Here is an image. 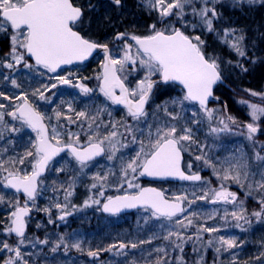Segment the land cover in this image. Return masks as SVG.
<instances>
[{
    "label": "snow or ice",
    "instance_id": "obj_1",
    "mask_svg": "<svg viewBox=\"0 0 264 264\" xmlns=\"http://www.w3.org/2000/svg\"><path fill=\"white\" fill-rule=\"evenodd\" d=\"M224 2L225 0H138V6L146 9L150 15L154 13L156 19L147 26V34H137L135 30L128 28L118 30V19H114V15L119 16L124 8V0H108L112 11L106 10L101 19L95 21V28L91 14L97 13L99 9L93 0H0V33H3L8 40V51L0 56V67L12 72H16L17 67L21 66L29 70L42 68L48 73H57L62 65L83 62L99 51L103 54L100 71L95 77L99 81V92L106 101H110L113 105H123L126 109V116L121 120L110 119L108 124H103L102 121L97 123L98 115H90L84 110L76 112L72 104L68 103V110L75 113L81 124L88 122V130L92 132V135L88 136L87 144L81 145L80 133H73L70 130L66 133L67 142H64L60 124L64 114L61 111L53 109V116H46L30 101L28 93L21 92L19 96H15L14 99L20 101L18 103L7 105L0 103V125L8 127L5 116H9L21 121L22 125L36 133L35 141L31 142L32 150L27 151L17 160L8 161L13 165L17 162L24 165L28 161L31 164V172L17 169L9 171L4 178V186L13 188L17 192L22 191L26 200L23 206L19 200L11 204L13 210L7 218L4 232L8 235L14 234L17 239L15 245L7 240L0 241V252L10 253L7 258L0 261V264H29V259L25 257L26 255L31 257L32 254L24 253L22 248L25 245L35 248L37 245L49 243L47 237L41 240L26 235V218L32 210L29 204L35 207L38 189L42 183L40 179L42 173L53 158L66 149L76 161L81 174L97 157L106 156L108 161L120 160L118 175L116 171L109 169L103 174L98 171L91 177L93 183L90 190L98 189V196L104 199L90 196L81 207L98 205L99 211L116 215L124 209L142 206L150 211L152 218L174 221V224L160 225L164 232L162 237L153 235L147 241L141 240L138 243L119 241L106 248L89 249L87 255L94 259L98 258L101 252L127 257L129 249H137L146 243L151 244L153 239L159 238L167 241L173 251H178L180 255L171 257L166 247H158L154 249L156 259H148L146 264H188L184 257L185 245L192 242L193 252L198 253L199 249L195 245L202 242L203 233L216 234L220 231L218 227L206 226V221L200 222L198 214L190 212V206L197 200L212 204L224 202L235 205L237 194L230 192L223 183L218 190L209 188L199 196L192 193L194 198L190 200L187 193L175 195L170 199L166 197L164 191L142 187L136 182L139 177L148 176L210 183L203 181L198 171L192 172L194 166L192 160L186 163L187 171L185 170L183 154L190 151L193 145L200 151V154L194 157L195 161L211 168L213 174L222 182L231 181L243 187L242 181H245L249 182L250 189L255 188L264 192V141L257 139L258 134H264V129L261 128L264 105L240 100L239 103L249 109L248 115L251 118V122L243 124L226 112V104L223 109L208 106L210 100H219V97L214 95V90L225 79L222 64L232 65L242 72L248 71L239 60L225 61L215 52H208L206 41L202 39L204 33L214 34L229 51L240 58L248 57L246 32L228 24L224 20L223 13L217 10ZM228 2L233 8L244 5L252 7L257 4L264 6V0H228ZM177 24L180 26L177 27ZM107 27L115 30L110 38L106 34ZM189 29L201 34H186ZM101 31L105 32L103 42L99 36ZM33 60L34 63H31L30 61ZM255 62L256 60L253 59L252 63ZM137 72H143V76L136 80L134 86H130L128 76ZM0 75L3 76V81H10L14 88L21 87L11 73L8 75L0 73ZM39 75L43 76L44 72H39ZM72 76L71 73L68 76L56 75L55 83L34 89L31 96L37 101L49 102L52 96H46L45 92L55 89L58 85H71ZM175 85L181 87L183 94L155 106L156 111H163L168 120L163 124L158 120L154 124H149L148 106L156 90L160 86L167 89ZM75 86L86 96L94 91L79 80ZM244 91L250 96L264 100V92L251 89ZM0 97L9 102L13 100L12 96L2 91ZM186 103L199 107L197 111L192 112L190 121L178 127L177 124L183 119L182 113ZM169 104L173 111L169 110ZM8 107L13 110L7 111ZM177 107L180 111H174ZM96 111L98 114L107 112L109 117L112 115L107 111L106 106ZM152 115L155 117L156 112ZM53 118L56 120L55 124H51ZM64 118L68 119L69 123L76 122L70 117ZM45 120L49 123L46 124ZM129 120L132 123H129ZM205 120L209 124V133L215 136L233 133L234 129L240 128L239 134L248 142L247 147L251 149V154L249 155L245 148L241 147L235 149L224 160L209 155V152L205 151L208 146L194 138L193 127L189 126L191 124L198 127ZM141 124L147 125L146 135L144 129L139 127ZM153 127H155L154 133ZM101 128L103 133L100 131ZM8 131L18 132L20 129L12 126L8 127ZM125 140L127 143L124 142ZM129 144H138L139 149L134 156L125 160L123 155L118 154ZM0 167H3L2 162ZM21 171L23 174H20ZM257 176L259 180L255 179ZM110 178H115L116 188L118 191L123 190V195L105 197L104 189L110 186ZM74 186L75 179L67 188L61 185L65 192L66 203H55L42 209L48 214L49 223H54L51 219L52 208L62 213L58 217L61 221L71 215L67 211L69 207L67 200L73 194ZM0 202H4L2 195ZM239 203L241 205L239 211L228 213L225 210L222 219L227 221L230 215L235 227L246 231L245 225H250L251 221L242 206L243 202ZM259 203L260 210L250 214L257 221L264 217V195ZM185 204L189 207L186 208ZM72 207L76 209L75 205ZM217 214L213 212L207 216V219H214ZM36 227L39 228L41 225L37 224ZM189 229H193L191 235L186 234ZM243 243V241L238 243L235 237L214 236L207 241L206 247L216 245L215 251L220 253L237 249ZM61 247L65 254L68 253L69 248H74L78 252L84 250L80 240L69 245L63 235L53 244L51 252L56 253ZM148 256L150 258L152 253ZM255 261L256 264H264V252H261ZM131 264L136 262L132 261ZM194 264H203V257L195 260ZM232 264H238L235 257Z\"/></svg>",
    "mask_w": 264,
    "mask_h": 264
},
{
    "label": "rangeland",
    "instance_id": "obj_2",
    "mask_svg": "<svg viewBox=\"0 0 264 264\" xmlns=\"http://www.w3.org/2000/svg\"><path fill=\"white\" fill-rule=\"evenodd\" d=\"M99 9L98 15L92 16L94 21V28H95V21H98L101 19L103 14L106 10L112 11L111 5L108 3V0H93ZM224 4L230 5L228 0H225ZM231 6V5H230ZM140 10L142 13V18L139 21L135 20L132 23H127L125 19L128 18L130 15L131 17L135 18L134 11ZM102 11V12H101ZM104 11V12H103ZM141 16V15H140ZM150 17L151 20H146V17ZM114 19H118V30H124L125 28H128L130 30H133L135 27H142L147 24H149L150 21L154 22L156 19L155 14H149L146 9L138 6V0H124V8L120 11L119 16L117 17L114 15ZM191 19V17H189ZM119 21H122V23H119ZM148 21V22H147ZM180 25L177 24V27ZM132 27V28H131ZM146 27V26H145ZM110 28L113 32L115 31L113 28ZM147 34V31L146 33ZM186 34L189 35H196L201 34L199 32H193L191 29L187 31ZM208 33H205L207 35ZM203 35V34H202ZM0 36L5 40L6 46L3 51L0 52V56L3 55V53L8 51V40L7 37L0 33ZM110 38V36H109ZM247 45V50L251 48V46L254 43V39L252 36L249 37V40L246 39L245 41ZM223 57L225 61L232 60L237 61L234 59V55L230 53V55L225 54H218ZM103 61V56L97 55L90 63L87 64H79L70 66L67 68H64L60 71H57V73H48L45 69H36V70H29L24 69L21 66L17 67L16 72H12L9 69H5L0 67V73L3 75H8L11 73L17 82L21 85L19 89L14 88L11 85L10 81H3V76L0 75V91L5 92L6 95L12 96L13 100L11 102L4 100L2 97H0V103L9 104V103H18L20 101H16L14 99L15 96H19L21 92H26L29 94V99L31 102H33L36 107L44 113L46 116H53V109H58L64 114V117H70L71 120L76 121L75 123H69L68 119H65L64 117L61 118L60 124L62 125L65 130L61 129V132L63 133V140L64 142L67 141V131H71L73 133L79 132L80 133V144L85 145L88 141V136L92 135V132L88 130V122H83L81 124V120L77 119L75 116V113L68 110V103L72 104V107L75 109L76 112L78 111H87L90 115H98L97 123H100L101 121L103 124H108L109 120H115L119 121L121 118L126 116V110L123 108H119L116 105H113L110 101H106L103 95L99 92L98 84L99 81L95 78L100 71V64ZM31 63H34V61H30ZM236 67L232 65L222 64V70L223 75L227 78H238L239 74L235 71ZM39 72H44L43 76L39 75ZM73 74L72 76V84L71 85H58L55 89H51L49 92H45L46 96L51 95L52 99L49 102L45 101H37L35 97L31 96V92L41 87L42 85L50 83H55L54 77L56 75L61 76H68L69 74ZM143 76V72H137L133 73L132 75L128 76V80L130 81V86H134L136 80L140 79ZM86 78V79H85ZM82 81L87 87L92 88L94 91L93 93L89 95H84L80 92L79 88L75 85L77 84V81ZM89 81L90 83H87ZM226 86H229V84H226ZM159 89V90H158ZM158 93L153 96V100L148 106V123L154 124L157 120L160 122V124H163L165 121L168 120V117L165 116L163 111H156L155 106L157 104H162L163 102L170 100L173 97L181 96L182 90H178L176 92H173L171 96L167 94L166 89L164 88H158ZM168 91L172 89H167ZM255 91V90H253ZM256 92H264V91H256ZM160 95H163V97H158ZM242 96V97H241ZM241 96H236L239 109L244 110L245 114L244 117L241 118V116L238 115H232L236 120L239 122L241 120L251 122V118L248 115L249 109L246 105L239 103L240 100H247L251 103H257L264 105V100H261L260 97H253L250 96L246 91L241 93ZM63 102V103H62ZM220 104H224L223 100L220 99L215 101L214 104L210 108H218L221 109ZM223 105V107H224ZM107 107V111L111 112V117L108 116L107 112L98 114L97 109L102 107ZM169 110L173 111L172 106L169 104ZM198 105H191L187 104L185 105V110L182 113L183 119L179 121L177 126H181L185 124V122L190 121L192 119V112L198 110ZM222 107V109H223ZM13 109L11 107L7 108V111H12ZM174 111H180V109L177 107ZM154 112H156L155 117L152 115ZM5 121L7 122L8 127L15 126L16 128L20 129L18 132H10L8 131V127H4L0 125V162L3 163V167H0V195L4 196V202H0V241L7 240L10 244L15 245L16 238L13 237V235H8L6 232H4V228L7 226V218L10 214V212L13 210L11 208V204L15 201L19 200L20 204L22 205L23 202L21 200V197L18 196L12 189L9 187H5V180L4 178L8 175L9 171H14L17 169H21L23 171L31 172V168L22 167L21 164L18 162L16 164H10L8 163L9 160H17L18 157L23 156L27 151L32 150L31 142H34L35 132L28 128L25 125H22V122L19 120H14L12 117L5 116ZM48 121V120H47ZM129 123H132L131 120L128 121ZM49 123V121H48ZM56 120L53 118L51 121V124H55ZM241 123V122H240ZM193 127V131L195 132V139L198 140L201 144L202 141L205 140L206 134L208 137L212 136L214 141L212 143V149L209 153V155L218 158L220 160H224L225 157L230 156L235 149L240 148L239 141L241 137L244 138L243 135H240V128H236L233 130V133H225L221 134L219 136H215L209 133V124L205 120L203 124L199 125L198 127L196 125H189ZM213 126H215V122H213ZM142 129L145 131V135L147 134V125L141 124L139 125ZM261 128L264 129V119L261 121ZM123 131V129H120ZM101 133H103V128H101ZM153 133L155 132V127L152 129ZM143 139V137H141ZM130 139V138H129ZM257 139L260 141H264V134H258ZM233 140H237L236 142ZM127 143V140L124 141ZM146 142V141H145ZM187 147V145H186ZM139 145L138 144H129L127 148L121 149V153L118 155H123L124 159L127 160L130 156H134L135 152L138 151ZM207 151V148L205 149ZM224 152V153H223ZM186 153V163L189 160L193 161V169L196 171L198 170H205V172L210 170L209 173H207L205 180L210 183H203L202 181L199 183H191V184H174L170 183L166 186L167 194L169 197L173 198L175 195H181L184 193L188 194V198L191 200L193 199L192 193H195L196 196H199L202 194L203 191L212 188V189H219L221 183L224 184V186L230 191L235 192L237 194V202L236 204H225L224 202H219L217 204H212L208 201L204 200H197L195 204L190 206V212L195 213H203L204 215H209L213 212L218 213L214 219H207V216L203 218V222L206 221V226L209 227H218L229 231L231 234L229 237L224 236L225 238L235 237L237 239V242L239 243L240 240H238V235L240 231L244 232L246 237H250L251 234H254V227L260 228L264 233V217L261 218V220L257 221L255 217H252L250 214L255 211L260 210V199L262 195H264V192H261V190L252 188L250 189L248 187L249 182L242 181L244 184V187L246 190H244L246 193L245 195L247 198H254L255 204L257 208L254 209L253 203L250 206V203H244L243 201V208L246 209L247 214L250 218V225H245V230H241L240 228L235 227V222L233 221L232 217L229 215L227 218V221L222 219L224 217L225 210H227L228 213H231L232 211L236 210L239 211L241 205L239 202H241V198H239L238 194V187L232 186L229 184V181L222 182L220 179H218L214 174L213 170L211 168H207L203 166V164L199 161H195L194 157L196 155L200 154V151L196 148L195 145L192 146L190 151L185 152ZM30 159V158H29ZM29 163L28 161H26ZM120 167V160L116 159L113 161H108L107 157L105 156L102 160L98 161L97 163H94L90 165L88 169L84 170V173L81 174L78 171V165L75 162V160L70 156H64L60 158L55 165L51 169V174L48 175L46 178L43 179V182L41 183V187L38 194L37 202L35 203L34 214L35 216L32 219V224L35 229H38L37 233H28L27 236L29 238H35L38 237L39 239L43 240L46 237L42 236V234H39V232L50 230L53 233H56L58 236H61L60 233L61 229L63 228L66 235H63L66 239V242L71 245L72 243L76 242V240H80L82 243V247L86 246V249H89L87 245H85L86 242H88V238L91 237V233L88 232V227L91 226V224L99 223L100 221L105 222L108 225H111L115 228L117 231L118 229L122 230L125 236H113L111 244L117 243L119 237H131L132 239H129L128 242H139L141 240L147 241L150 237L155 235L156 237H162L164 232L161 230L160 225L161 224H174V221L169 222L167 220L163 219H156L152 218L150 215V211L143 209L138 210L134 213H131L126 216H100V214L103 215L102 211H99L98 208L100 206L98 205H91L89 207H81L84 205V201L88 199L90 196L93 198H99L101 200L104 199V197L98 196V189H91L90 186L93 183V180L91 177L97 173L98 171L103 174L104 172L108 171L109 169H112L113 171L117 172L118 175V169ZM219 167V165H218ZM63 168L64 171H57L58 169ZM7 169V171H5ZM23 171H21L20 174H23ZM75 179V186L73 194L68 198L67 203L69 207L67 208V211L71 213V215H68L65 220L61 221L58 219V217L62 214L58 209L52 208L51 212V219L54 221V223H49V216L46 214L42 209L45 207H50L51 205L55 203H66L65 201V192L61 188V185L64 186V188L68 187V184ZM256 180H259V176L255 178ZM141 177L136 181L140 185H142ZM110 186H106L105 191V197L110 196L113 194L123 193V190L118 191L115 184V178H110L109 181ZM55 189V191H54ZM126 189V186H125ZM199 202H203L206 206L203 205L204 211L202 209H199ZM252 202V201H251ZM73 205L76 206V209H73ZM30 206V205H29ZM187 208L189 207L186 204ZM182 218V217H181ZM218 219H220L224 224L220 226L218 224ZM147 221V222H146ZM210 221V222H209ZM40 224L41 227L37 228L36 225ZM67 229V230H66ZM148 231L146 234V238H143L144 235L141 236L142 232ZM260 231V230H259ZM62 232V231H61ZM69 232V233H68ZM126 233H129L130 235H126ZM260 233V232H259ZM223 236V235H220ZM260 239H263L262 242H264V235L263 237L260 236ZM259 239V241H260ZM243 241V240H241ZM126 242V243H128ZM245 244V243H244ZM242 244L240 247L244 246ZM146 245V246H145ZM47 245H37V247L32 248L30 245H25L22 248V251L24 250L27 253L33 254V252L38 253L43 247H46ZM158 247H166L168 249L169 255L172 257L173 249L171 248L170 244L167 241H164L162 239H153L151 244H143L138 247L139 249H129L128 252L132 254V252L138 253L139 251H147L145 252L146 259L142 261L141 263L137 264H146V261L148 259L155 260L156 254L154 252V249ZM260 248V247H259ZM61 250L63 247L60 248ZM59 249V250H60ZM242 249V248H241ZM240 250H229L228 252H223V256L226 253L227 257L224 256L223 264L229 263L233 261V257L236 258L238 251ZM261 249V248H260ZM76 250V249H73ZM184 250L186 249V245L184 247ZM185 252V251H184ZM261 252H264V249H261L259 253L256 255V250L252 252L253 259L250 260L248 257H244V260H246L247 263H252L256 257L260 255ZM152 253V256L149 258L148 254ZM176 256H179L180 253L178 251H175ZM207 252H204L202 256H206ZM10 255V253L4 251L0 252V261H3L5 258H7ZM148 256V257H147ZM188 256V255H187ZM187 256L184 257L189 263V259ZM109 257H113V260H121V264H131L132 261H135L137 258H141L143 256L135 255V257H132L134 259H131L124 256H114L113 253H110ZM26 258V257H25ZM29 259V258H26ZM105 262V260H104ZM112 261L111 263H113ZM220 262H217L215 264H222ZM256 264V261L254 262Z\"/></svg>",
    "mask_w": 264,
    "mask_h": 264
},
{
    "label": "trees",
    "instance_id": "obj_3",
    "mask_svg": "<svg viewBox=\"0 0 264 264\" xmlns=\"http://www.w3.org/2000/svg\"><path fill=\"white\" fill-rule=\"evenodd\" d=\"M217 10L223 13L224 20L228 24L243 29L247 34V40H249L250 36H252L254 39L253 45L248 50V57L240 58L234 52L229 51V49L226 46L222 45L216 39L214 34L208 33L207 35H205L204 33L202 35V39L206 41V45H207L206 50L208 52H215L216 54H225V55H230L231 53L234 55L235 60H239L244 65V67L248 69L247 72H242L240 71L239 68H236L235 71L236 73L239 74V77L230 79L224 76L225 81H226L225 84L219 85L215 91L217 96L220 97V99L223 100V103L227 105L226 112L228 114L238 115V116H241V118H243L245 112L244 110H241L238 108L239 104H238L236 96L240 97L241 93L245 92L244 91L245 89H251L255 91H264V6L257 4L256 6H252V7L244 5L241 7L233 8L228 4H223L221 6H218ZM134 15H135V18L129 15L128 18L125 19V21H127V23H132L135 20L139 21L140 19H143L142 13L140 12V10L136 9L134 11ZM147 19L148 21L151 20L149 16L146 17V20ZM151 23L152 21L149 22V24ZM149 24L145 25L146 27L145 26L135 27L133 30H135L137 34H145L147 26ZM106 34L108 37L109 36L111 37L113 35V31L107 27ZM99 36L101 37L102 42H103L105 32L103 31L99 32ZM253 59L256 60L255 63H252ZM87 83H90V82L87 81ZM226 84H229V86H226ZM159 88H164V87L160 86ZM167 89L169 90L172 89V90L168 91ZM167 89H166L167 94L171 96L173 92H176L180 90L181 88L175 85L172 88H167ZM158 90L156 91L155 95L158 93ZM158 97L159 98L163 97V95H160ZM223 105L224 104H220L221 109ZM239 139H240L239 141L240 148L241 147L245 148V151H247L250 155L251 149L247 147L248 142L243 137ZM213 141H214L213 137L212 136L208 137L207 134H206L205 140L202 141V143H205L208 146L207 151L209 153H212L210 151L212 149L211 145ZM233 141L236 142L237 140H233ZM202 172L204 175L203 180H205L206 175L207 173L210 172V170H208V172L207 171L205 172V170H202ZM229 184H231L232 186L238 187V194H239V198H241V201H243L244 203H250V206L252 203L253 205L255 204L256 201L254 198H251V197L247 198L245 195H243L244 193H246L244 191L246 190L244 186L241 187L240 185L235 184L231 181H229ZM199 203L200 205L198 208L204 211L203 205L204 206L206 205L203 204V202H199ZM253 207L254 209L257 208L256 204ZM255 211L257 210L255 209ZM197 214H198V218L200 222H203V218L207 216V215H204L203 213H197ZM100 216H105V215L100 214ZM122 216H126V215H122ZM218 224H220L221 226L224 223L220 219H218ZM61 231L60 233L62 235H66L65 232L67 231H64L63 228L61 229ZM34 232L37 233L38 229H35L31 222V225L29 226V233L33 234ZM88 232L89 234L91 233L92 238L89 237L87 239L88 242H86L85 245H87L89 249L91 250H97L99 248H106L108 245L111 244L112 241L110 240H112V238L114 239L113 236H117V235L125 236L122 230L118 229L116 231L113 226L108 225L102 221H100L99 223L91 224V226L88 227ZM192 232H193V229H189L186 234L191 235ZM145 233H148V231L142 232L141 236L144 235L143 238H146ZM39 234H42V236L47 237L49 240V243L47 244L46 247H43L38 253L35 254V252H33L31 257H28L26 255V258H29V264H121L122 262L121 260H116V259L113 260V257H109L110 255L109 252H101L100 256L95 259L92 257H89L87 255V251L89 249H86V246L83 247L84 250L82 252L73 250L74 248H69V251L67 254H65L64 249L62 250L60 249L56 253H53L51 252V248L53 247V244L59 239L60 236H58L56 233H53L50 230H45V231L41 230ZM126 235H130V234L126 233ZM220 235L229 237L231 234L229 233V231L222 229V227L220 228V231L216 234L203 233L202 242H198L195 245L199 249L198 253L193 252V243L188 242L186 244L187 250H184L185 256L188 255L187 258L190 260L188 264H194V261L197 259H200V257H203V264H215L217 262L222 263L224 256L227 257V254L225 253L223 256L224 251L217 253L215 251L216 245L206 247L207 241L209 239H212L214 236L219 237ZM263 235L264 233L259 227L256 228V230L254 227V234H251L250 237H246L244 232L240 231L238 235V240L240 241L243 240L245 244L243 243L244 246L236 249V250H240L242 248L241 251H238L237 256H236V260L238 261V264H254L255 260L252 263H247L246 260H244V257H248V259L252 260L253 251L256 250L257 252L256 255H257L261 249H264V246H262L264 245V242H262L263 239H260L261 238L260 236L263 237ZM129 239H132V238L131 237H119L118 242L123 241L126 243L128 242ZM145 252L147 251H139L136 254L135 252H132V254L128 252V257L131 259H134L132 257H135V255L137 254L140 256H143L141 258L135 259L136 264L137 262L141 263L142 261L146 259ZM204 252H207L206 256H202ZM24 253H26L25 250H24ZM175 255L176 253L174 251L172 254V257ZM112 261L114 262L111 263ZM226 264H232V261Z\"/></svg>",
    "mask_w": 264,
    "mask_h": 264
},
{
    "label": "water",
    "instance_id": "obj_4",
    "mask_svg": "<svg viewBox=\"0 0 264 264\" xmlns=\"http://www.w3.org/2000/svg\"><path fill=\"white\" fill-rule=\"evenodd\" d=\"M0 49H1V45H0ZM98 52H99V51L93 53V55H92L91 57H89L87 60H85V61H83V62H74V63L71 64V65L79 64V63H86V62H88L89 60H91V59H92V58H93ZM33 61H34V60H33ZM71 65H62L61 68H59L58 70H60V69H62V68H65V67H68V66H71ZM58 70H57V71H58ZM223 83H224V81H223ZM221 84H222V83H221ZM219 85H220V84H219ZM178 86H179V85H178ZM217 86H218V85H217ZM217 86H216V88H217ZM216 88H215V90H216ZM215 90H214V95L216 96ZM212 101H214V99H213V100H210L208 106H210V104H211ZM117 106L124 107L123 105H117ZM240 122L243 123V122H245V121L241 120ZM45 123H46V121H45ZM46 124H47V123H46ZM66 152H68L67 149H66L65 151L61 152L58 156L54 157V158H53V161L50 162V165L54 162V160H55L57 157H59L60 155H62L63 153H66ZM183 155H184V160H185V153H184ZM103 157H104V156L97 157L95 160H97V159H101V158H103ZM50 165H49L48 168L42 173L40 179H41L42 177H44V176L47 174ZM199 174H200L201 177L203 178V173H202V172H199ZM143 178H144L146 181H149V182H150V184H147V185H145V186H143V187L156 188V189H160V190H162V191H164V190H163L160 186H158V183L166 182V181H169V182H194V181L180 180V179H178V178H172V177L159 178V177H148V176H143ZM195 182H200V181H195ZM12 189H13V188H12ZM13 190H15V189H13ZM15 191H16V190H15ZM16 192H17V191H16ZM18 193H22V194H24L22 191H21V192H18ZM116 195H123V193L115 194V195H113V196H116ZM165 195H166V193H165ZM166 197H168V196L166 195ZM168 198H169V197H168ZM170 199H171V198H170ZM184 206L186 207V205H184ZM143 208H144V207H142V206H138L137 208L124 209V210H122L120 213H118V214H116V215L131 213V212H134V211H136V210H138V209H143ZM105 214L112 215V214H109V213H105ZM30 215H31V211H30V213H29L28 216H30ZM27 231H28V223H27V227H26V233H27ZM13 235H14V234H13ZM14 236H15V235H14Z\"/></svg>",
    "mask_w": 264,
    "mask_h": 264
},
{
    "label": "flooded vegetation",
    "instance_id": "obj_5",
    "mask_svg": "<svg viewBox=\"0 0 264 264\" xmlns=\"http://www.w3.org/2000/svg\"><path fill=\"white\" fill-rule=\"evenodd\" d=\"M94 2V1H93ZM95 3V2H94ZM102 12V11H101ZM104 12V11H103ZM92 16H95V15H98V12L97 13H94V14H91ZM0 45H1V50H0V52L1 51H3L4 50V48H5V46H6V43H5V40L0 36ZM100 54H102V53H100ZM157 91V90H156ZM39 110V109H38ZM40 111V110H39ZM239 120V119H238ZM237 120V121H238ZM46 121V123L48 124V121L47 120H45ZM61 129H63V130H65V128H61ZM35 137H36V133H35ZM67 142V141H66ZM86 145V144H85ZM67 155H69V152H66V153H63L62 155H60L59 157H57L55 160H54V162L50 165V167H49V169H48V172H47V174L44 176V177H42L41 178V181L43 182V179L44 178H46L48 175H50L51 174V169H52V167L55 165V163L60 159V158H62V157H64V156H67ZM104 158V157H103ZM103 158H101V159H97V160H95L94 162H93V164L94 163H97L98 161H100V160H102ZM76 162V161H75ZM185 169H186V162H185ZM22 167H29V168H31V164L30 163H27V162H25V164L24 165H22ZM187 170V169H186ZM31 171V170H30ZM197 171V170H196ZM194 169H192V172H196ZM140 181H142L143 183H142V187L144 186V185H147V184H149V182L148 181H146L143 177H141V180ZM168 184H170V182H162V183H160L159 184V186L167 193V190H166V186L168 185ZM40 187H41V184H40ZM40 187H39V189H38V192H39V190H40ZM10 188V187H9ZM10 189H12V188H10ZM13 190V189H12ZM14 191V190H13ZM16 194H18V196H20L21 197V200H22V202H23V204H24V201L26 200V196L24 195V194H22V193H18V192H16V191H14ZM110 196H112V195H110ZM37 199H38V195H37V197H36V200H35V203L37 202ZM23 204L21 205V206H23ZM30 206V208L32 209L31 210V215L30 216H28L27 218H26V220H27V223H28V229H29V226L31 225V222H32V219H33V217L35 216V214H34V209H33V206H32V204L30 203L29 204ZM13 237H15L14 235H13ZM16 238V237H15ZM17 239V238H16Z\"/></svg>",
    "mask_w": 264,
    "mask_h": 264
},
{
    "label": "bare ground",
    "instance_id": "obj_6",
    "mask_svg": "<svg viewBox=\"0 0 264 264\" xmlns=\"http://www.w3.org/2000/svg\"><path fill=\"white\" fill-rule=\"evenodd\" d=\"M243 123H247V121H245V122H243ZM242 122H241V124H243Z\"/></svg>",
    "mask_w": 264,
    "mask_h": 264
}]
</instances>
